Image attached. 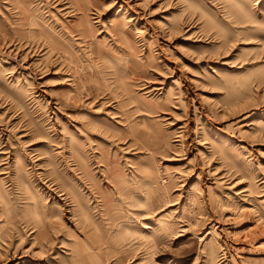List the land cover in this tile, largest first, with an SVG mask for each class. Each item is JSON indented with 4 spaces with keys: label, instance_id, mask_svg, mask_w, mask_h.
<instances>
[{
    "label": "rangeland",
    "instance_id": "374dc122",
    "mask_svg": "<svg viewBox=\"0 0 264 264\" xmlns=\"http://www.w3.org/2000/svg\"><path fill=\"white\" fill-rule=\"evenodd\" d=\"M0 264H264V0H0Z\"/></svg>",
    "mask_w": 264,
    "mask_h": 264
}]
</instances>
